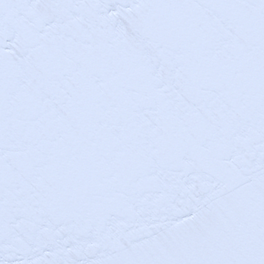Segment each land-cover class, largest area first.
Wrapping results in <instances>:
<instances>
[{
    "label": "snow or ice",
    "instance_id": "snow-or-ice-1",
    "mask_svg": "<svg viewBox=\"0 0 264 264\" xmlns=\"http://www.w3.org/2000/svg\"><path fill=\"white\" fill-rule=\"evenodd\" d=\"M0 264H264V0H0Z\"/></svg>",
    "mask_w": 264,
    "mask_h": 264
}]
</instances>
